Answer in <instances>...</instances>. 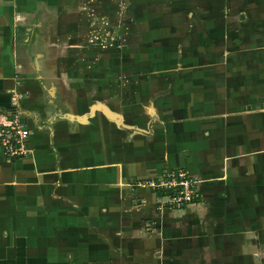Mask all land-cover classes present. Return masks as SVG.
I'll return each mask as SVG.
<instances>
[{
	"label": "crops",
	"instance_id": "crops-1",
	"mask_svg": "<svg viewBox=\"0 0 264 264\" xmlns=\"http://www.w3.org/2000/svg\"><path fill=\"white\" fill-rule=\"evenodd\" d=\"M110 1L0 0V123L31 130L28 155L0 147V264H264V83L188 98L129 81L143 69L89 31ZM179 169L199 202L140 185Z\"/></svg>",
	"mask_w": 264,
	"mask_h": 264
},
{
	"label": "rangeland",
	"instance_id": "rangeland-1",
	"mask_svg": "<svg viewBox=\"0 0 264 264\" xmlns=\"http://www.w3.org/2000/svg\"><path fill=\"white\" fill-rule=\"evenodd\" d=\"M107 6L106 20L97 10L89 31L113 48V65L143 69L128 72L129 81H157L158 93L168 91L173 82L181 95L191 89L188 98L210 91L228 94L247 81L264 83V0H111ZM79 15L71 13L68 19L74 23ZM87 17L79 25L84 32ZM119 48L121 54L115 51ZM154 90L146 93L153 96ZM151 94L144 97L146 106Z\"/></svg>",
	"mask_w": 264,
	"mask_h": 264
},
{
	"label": "built area",
	"instance_id": "built-area-1",
	"mask_svg": "<svg viewBox=\"0 0 264 264\" xmlns=\"http://www.w3.org/2000/svg\"><path fill=\"white\" fill-rule=\"evenodd\" d=\"M14 104H17V97H14ZM30 136L31 130L19 113L6 117L0 123V147L10 159L31 153L28 148ZM140 185L155 195L163 194L158 198L161 206L166 207L183 209L194 204L199 196L197 182L184 169L168 171L161 179L144 181Z\"/></svg>",
	"mask_w": 264,
	"mask_h": 264
},
{
	"label": "trees",
	"instance_id": "trees-1",
	"mask_svg": "<svg viewBox=\"0 0 264 264\" xmlns=\"http://www.w3.org/2000/svg\"><path fill=\"white\" fill-rule=\"evenodd\" d=\"M157 196H158V197H162V196H163V194H161V193H158V194H157ZM197 202H199V196H198V197H197V199L195 200V203H197Z\"/></svg>",
	"mask_w": 264,
	"mask_h": 264
},
{
	"label": "bare ground",
	"instance_id": "bare-ground-1",
	"mask_svg": "<svg viewBox=\"0 0 264 264\" xmlns=\"http://www.w3.org/2000/svg\"><path fill=\"white\" fill-rule=\"evenodd\" d=\"M149 112L154 113L153 108L149 110ZM112 116V115H111ZM114 116V115H113ZM122 119V118H121Z\"/></svg>",
	"mask_w": 264,
	"mask_h": 264
}]
</instances>
